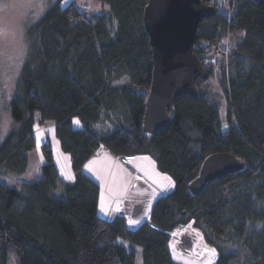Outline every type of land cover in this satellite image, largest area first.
I'll return each instance as SVG.
<instances>
[{
  "label": "trees",
  "instance_id": "trees-1",
  "mask_svg": "<svg viewBox=\"0 0 264 264\" xmlns=\"http://www.w3.org/2000/svg\"><path fill=\"white\" fill-rule=\"evenodd\" d=\"M99 1L108 11L54 2L28 28L31 54L10 102L18 126L0 143V172L25 173L37 129L50 126L73 178H62L46 143L36 180L19 189L0 182V264H136L139 252L142 264H179L170 234L190 223L216 250L214 264H264V0H228L226 11L201 0L216 12L200 22L197 39L223 46L228 37V57L197 52L208 78L197 79V98H176L169 125L155 134L142 129L153 72L142 20L148 0ZM123 76L129 82L117 85ZM104 120L114 128L100 135ZM103 147L113 156L149 155L172 180L134 228L121 214L100 213V185L83 167ZM222 152L244 168L192 195L203 160Z\"/></svg>",
  "mask_w": 264,
  "mask_h": 264
},
{
  "label": "rangeland",
  "instance_id": "rangeland-1",
  "mask_svg": "<svg viewBox=\"0 0 264 264\" xmlns=\"http://www.w3.org/2000/svg\"><path fill=\"white\" fill-rule=\"evenodd\" d=\"M217 1L223 5L222 9L226 11L228 8V0ZM54 2H61L63 5L69 2H76L78 6L87 5L91 7L92 13L106 12L109 9L107 5L99 0H0V143L3 142L8 133L16 130V127L18 126L17 121L11 117L10 102L20 92L21 73L26 64L25 62L31 54L30 51L33 42L28 39V28L30 25H33L34 22L39 20L47 7L54 4ZM128 82L129 80L127 76H123L116 82V84L122 85L123 83ZM226 109V103H223L220 112V117L223 120V129L226 128ZM113 128L114 126L105 120L96 125V129L100 135L106 131H112ZM37 130L45 137V142L43 144L47 143L54 151L56 149V143L51 136V127L43 126V128L39 127ZM38 131L36 132L38 133ZM41 145L42 143L38 141L36 149L29 154V164L25 173L15 175L9 172H0V182L19 189L22 183L36 180L40 175V165L45 163L40 148ZM121 157L123 156H118L117 160L124 167V171L127 173V179L131 181V186H133L131 187V191H128L130 194L128 196L130 199L127 200L128 202H136L137 198L135 196L137 192L141 195L147 194V198L151 195L150 197L154 199L166 194L173 187L171 178L157 170L151 156H125L124 158L127 159L125 163L122 161ZM58 165L63 179L66 181L72 180L67 178L68 176L73 178V175L66 167V163ZM137 174H140L142 178L138 177ZM164 177L170 178V186L169 181L165 180ZM55 195L61 199L65 198L63 185H60L55 190ZM142 210H140V213L143 212ZM147 210L148 208L144 209V213L147 212ZM127 213L130 214L131 212L129 213L128 211ZM121 215L125 217L124 213ZM133 221H137V223L131 225L137 226L139 223L146 220L134 217ZM170 239V250L174 260L179 264H209L210 253L208 252V249L214 248L206 244L200 231H198V229L191 223L172 231ZM117 242L123 244L127 250H129V248L135 249V252L138 253V249L129 245L127 242L120 239H118ZM216 255L212 258V264L216 262ZM135 262L136 264H142L140 252L137 254ZM9 264H14V258L10 259Z\"/></svg>",
  "mask_w": 264,
  "mask_h": 264
},
{
  "label": "water",
  "instance_id": "water-1",
  "mask_svg": "<svg viewBox=\"0 0 264 264\" xmlns=\"http://www.w3.org/2000/svg\"><path fill=\"white\" fill-rule=\"evenodd\" d=\"M146 4L142 20L150 39L153 72L142 129L155 134L169 125L176 98L187 94L197 98V79L208 78L194 44L200 22L216 11L201 0H148ZM202 163L199 175L189 184L196 196L213 180L244 168L239 158L223 152L212 153Z\"/></svg>",
  "mask_w": 264,
  "mask_h": 264
},
{
  "label": "crops",
  "instance_id": "crops-1",
  "mask_svg": "<svg viewBox=\"0 0 264 264\" xmlns=\"http://www.w3.org/2000/svg\"><path fill=\"white\" fill-rule=\"evenodd\" d=\"M75 125L78 128H81L79 122L74 121ZM52 133V132H51ZM52 136V135H51ZM53 137V136H52ZM36 142L40 141V143L45 142V137L43 134L35 133ZM55 140V150L53 151V158L55 159V164L57 169H59L58 164L66 163V167L69 169V172L73 175V171L70 168V158L66 154L63 153L61 148L58 145V141L53 137ZM118 156H113L109 153L106 147L101 148V150L93 156L85 165L89 167H85V172L93 179H95L98 184L100 185V202H99V210L101 204V196L103 195L104 198V205L108 209V214L105 215L104 212H101V215L107 218H112L118 214H125V220H127V227L134 228L135 225H131L129 221H133L135 218H141L142 220H149L148 216L151 210V206L157 198H151L150 196L147 198L146 195H141L139 192L136 193V202L133 203L128 198L130 195L128 191H131V181L127 179V176L124 171V167L119 163L117 160ZM45 162V161H44ZM126 169V167H125ZM61 175V173H60ZM63 178V177H62ZM72 181V180H70ZM135 189V188H134ZM138 190V189H137ZM134 193V194H135ZM128 194V195H127ZM153 195V194H152ZM125 200V201H124ZM153 200V201H152ZM124 201V202H123ZM149 203V204H148ZM148 208L147 212L144 213V209ZM139 208V209H138ZM143 209V210H142ZM140 210L143 212L140 213ZM129 211L130 214L127 212ZM140 213V214H139ZM130 215V216H128ZM140 215V216H138ZM143 215V216H142ZM128 216V217H127Z\"/></svg>",
  "mask_w": 264,
  "mask_h": 264
},
{
  "label": "built area",
  "instance_id": "built-area-1",
  "mask_svg": "<svg viewBox=\"0 0 264 264\" xmlns=\"http://www.w3.org/2000/svg\"><path fill=\"white\" fill-rule=\"evenodd\" d=\"M84 13H89L90 12V7L85 5L82 8ZM225 44L223 46L221 45H216L213 42H211L210 40H206V41H200V40H196L195 42V52L197 53L198 51L202 50V49H209L210 51V55L211 56V60L212 59H218L219 57H228V51H229V43H228V37L223 41ZM42 127V125H41ZM122 161L125 163L127 161L126 158L121 157ZM138 177L142 178V176H140V174H137Z\"/></svg>",
  "mask_w": 264,
  "mask_h": 264
},
{
  "label": "snow or ice",
  "instance_id": "snow-or-ice-1",
  "mask_svg": "<svg viewBox=\"0 0 264 264\" xmlns=\"http://www.w3.org/2000/svg\"><path fill=\"white\" fill-rule=\"evenodd\" d=\"M225 127H227V125H225ZM85 167L87 168V167H89V166H88V165H85ZM67 178H68V179H72L71 176H68ZM164 179L169 181V186H170V185H171V180H170V178H168V177H164ZM100 211H101V212H104L105 215L108 214V209H107V208L105 207V205H104V198H103V195L101 196ZM129 223H130V224H134V223H137V221H131V220H130ZM208 252L210 253L209 264H212V258L215 257V255H216V250H215V249H208Z\"/></svg>",
  "mask_w": 264,
  "mask_h": 264
}]
</instances>
